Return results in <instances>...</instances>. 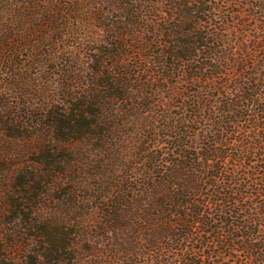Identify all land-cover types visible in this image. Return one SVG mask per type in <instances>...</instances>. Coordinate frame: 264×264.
Instances as JSON below:
<instances>
[{
  "label": "trees",
  "instance_id": "16d2710c",
  "mask_svg": "<svg viewBox=\"0 0 264 264\" xmlns=\"http://www.w3.org/2000/svg\"><path fill=\"white\" fill-rule=\"evenodd\" d=\"M202 4L0 0V264H205L206 234L214 263L218 245L264 262L258 218L230 191L246 178L227 166L240 165L230 136L258 117L254 104L264 112L263 94L253 79L217 92V118L198 91L190 116L167 105L207 54L213 69L221 59ZM203 121L197 142L191 123Z\"/></svg>",
  "mask_w": 264,
  "mask_h": 264
},
{
  "label": "rangeland",
  "instance_id": "374dc122",
  "mask_svg": "<svg viewBox=\"0 0 264 264\" xmlns=\"http://www.w3.org/2000/svg\"><path fill=\"white\" fill-rule=\"evenodd\" d=\"M205 1L206 4H202L198 8V10L207 11L206 13H198V16L201 18V20H207L206 27L202 28L201 31L209 33V42L212 41L213 43V40H215L214 47L216 48V51L219 53V55H221V59L219 62L213 63L215 64L213 69L211 68V56L207 54V58L200 62L204 63V66H206L204 68L203 74H198L200 80L192 81L189 79V75L185 76L183 80H178L175 86V97L172 99V101L169 100L167 103L171 109L170 111L174 115H178L183 112L187 116H190L191 111L193 110L192 108L194 107L192 96L197 94L198 91L201 92L202 95L205 94L207 97L205 100L206 103L214 104V106L212 105V109L215 111L214 118H217L223 109L226 110V108L221 103L224 101L225 95L222 96L217 92L227 89L236 94V83H242L244 82V79L247 82L253 79L252 86L254 90L262 93V96L264 97V0ZM157 8L160 10H166V3H160ZM175 12L176 11H173L171 16H173ZM163 14L164 16H168V13L167 15L166 13ZM194 15L197 14L195 13ZM171 16L168 17L171 18ZM162 17L163 15H161L160 18ZM174 22L177 24V20ZM213 34H218V37L220 36V38H215ZM200 63H197V65ZM219 63L221 64L218 70ZM211 71H214L217 74L215 81L207 79L208 76L211 75ZM213 84H216L219 90H216ZM205 87H207V92ZM164 95L168 96L167 93ZM163 99H167V97H164ZM262 103H264V100ZM260 108L261 103H259V105L254 104L252 109H255V112L249 110L248 113H257L258 117H244V121L242 122L241 128L239 129L240 132L234 133V136H230L232 138L230 142H232V144L235 143V145L232 147L228 146L227 149H229V152L234 149L236 156L241 157L242 161L238 166H236L237 163H229L227 166L232 171L235 170L240 176H244L246 178L241 182V185L240 182H238L240 185L239 187H234L231 185L230 191L235 193L238 189L243 191L242 195L244 202H239L236 208H240L241 206L244 207L245 205L250 206L253 213L252 215L253 217L258 218V226L261 228V230L258 232V235L256 234L258 236L256 240L259 242L260 246H264V138H262V136H264V131L262 129L253 130L251 128V123L255 122L254 118L264 122L263 110L257 112ZM201 109V114H203L205 107L203 106ZM208 110L209 111H205V113L208 112L207 115H212L213 111L210 110L209 107ZM191 125L192 127L194 126L193 133L198 139L197 142H202L204 140V130L210 128L209 125L205 121L202 123L193 122ZM255 133L257 134L256 136ZM209 136L210 132L208 131L205 140H209ZM159 141L162 142L160 139ZM253 141L261 142V147L255 150L245 149L243 152L240 151L242 148H248L249 143ZM219 146H222L221 151L224 149L226 150L222 144ZM254 153L263 155H257V157ZM3 174L7 179V176L9 178L12 173H7L6 175L5 171ZM242 212L244 214L245 210L242 209ZM243 232L244 230H236L234 233L243 234ZM212 243L213 238H211L209 234H206L203 245H208V247L203 248L202 246V248H200V253L205 256V259H203L200 255L196 256L202 262L205 261V264H264V262H246L245 260H242L243 255L240 253L238 248L232 252V255H230L219 245L217 249L221 251V260L220 262L215 260L217 263H214L213 260L210 259L211 257H207V255L211 254L212 252V248H210V246H213L216 242H214V244ZM188 244H196L195 248L198 249L200 246L199 244L201 243Z\"/></svg>",
  "mask_w": 264,
  "mask_h": 264
}]
</instances>
